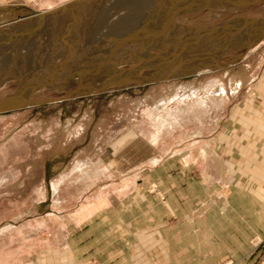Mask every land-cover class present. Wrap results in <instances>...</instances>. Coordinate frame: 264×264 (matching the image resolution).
<instances>
[{"label": "rangeland", "instance_id": "obj_1", "mask_svg": "<svg viewBox=\"0 0 264 264\" xmlns=\"http://www.w3.org/2000/svg\"><path fill=\"white\" fill-rule=\"evenodd\" d=\"M102 2L0 23V101L45 72L24 98L48 102L0 115L2 227L22 216L67 214L77 195L106 180L142 183L141 190L160 201L178 199L188 185L203 182L209 197L220 193V207L228 209L222 194L228 197L240 176L229 170L234 157L215 148L216 132L241 99L238 88L264 82V76L255 79L264 38L248 48L247 35L200 33L264 16V0L222 10L219 0ZM18 5L42 8L41 0H0V22L14 18L8 10ZM104 54L118 55L122 63H98ZM141 243L148 264H167V245L159 235ZM214 264H264V236L252 237L238 258Z\"/></svg>", "mask_w": 264, "mask_h": 264}, {"label": "crops", "instance_id": "obj_2", "mask_svg": "<svg viewBox=\"0 0 264 264\" xmlns=\"http://www.w3.org/2000/svg\"><path fill=\"white\" fill-rule=\"evenodd\" d=\"M71 1L47 7L41 0L35 11L18 6L43 12ZM262 76L264 60L255 79ZM242 88L216 132L215 148L234 157L229 170L240 176L231 194H222L227 210L220 207V193L209 197L203 182L188 185L179 201L175 196L160 201L147 196L142 183L106 180L77 195L67 214L22 216L8 228L0 225V264H148L141 241L151 234L166 242L167 264L238 258L252 237L264 236V82Z\"/></svg>", "mask_w": 264, "mask_h": 264}, {"label": "water", "instance_id": "obj_3", "mask_svg": "<svg viewBox=\"0 0 264 264\" xmlns=\"http://www.w3.org/2000/svg\"><path fill=\"white\" fill-rule=\"evenodd\" d=\"M83 1H88V0H73L59 8H63L64 6H69L78 2H83ZM214 1V0H211ZM220 4L218 5L219 7H241L244 5H248V4H253L259 0H252L249 1L247 3L243 2L245 0H242V2H240L239 0H219ZM17 10H20L24 13V15H16L14 16V18L7 20V21H3L0 23H16V22H20L26 19H30L32 17H41L44 18V15L47 14L50 11L44 12V13H40V12H34L31 10H28L22 6H17L16 8ZM58 10V9H57ZM9 11V10H8ZM53 11V10H51ZM11 16V15H10ZM34 32V29H30L27 30L25 33H32ZM232 33H234L236 36L242 34V35H247L248 37H251L247 43L248 48L251 45H254L256 43H258L259 41H261L264 38V16L262 17H257V18H239L236 20H233L219 28H215L212 30H208L205 31L203 33L200 34H204V35H212V34H218L224 37H228L230 36ZM201 37V36H200ZM179 53H177L178 56ZM109 60V59H108ZM106 61V60H105ZM107 62V61H106ZM97 72H99V69H97ZM87 74V72L84 73L83 76H85ZM7 99L0 101V114H8L14 110H17L19 108L24 107L25 105H45L46 103H48L47 101H42V102H37V101H33V100H29L27 98H19L16 99L14 101L11 102H7ZM6 104H10V106L6 107Z\"/></svg>", "mask_w": 264, "mask_h": 264}, {"label": "bare ground", "instance_id": "obj_4", "mask_svg": "<svg viewBox=\"0 0 264 264\" xmlns=\"http://www.w3.org/2000/svg\"><path fill=\"white\" fill-rule=\"evenodd\" d=\"M60 1H61V0H44L43 3L46 4L47 7H49V6H51L52 4H54L55 2H60ZM239 1L242 2L241 0H239ZM119 2H120V1H119ZM90 6H91V5H90ZM190 6H191V4H190V5H189V3L186 4V7L189 8ZM60 7H61V6H60ZM236 7H237V6H236ZM101 8H102V7H101ZM226 8H228V7H220L221 10H222V9H226ZM234 8H235V7H234ZM56 9H57V8H56ZM175 9H177V8H175ZM179 10H180V9H179ZM45 11L47 12L48 9H47V10H44L43 12H40V13H44ZM99 11H100V10H99ZM158 12H159V11H158ZM162 12H163V11H162ZM83 13H84V12H83ZM17 15H18V14H17ZM23 15H24V14H23ZM129 16H130V15H129ZM126 17H127V16H126ZM87 18H88V17H87ZM115 18H116V17H115ZM133 18H134V17H133ZM11 19H12V18H11ZM125 19H127V18H125ZM85 20H86V19H85ZM1 24H2V23H1ZM21 24H22V23H21ZM131 24H134V23H131ZM45 25H46V24H45ZM92 25H93V24H92ZM92 25H91V26H92ZM83 26H84V25H83ZM114 26H115V25H114ZM119 26H120V25H119ZM125 26H126V25H125ZM85 27H86V25H85ZM85 27H84V28H85ZM127 27H128V26H127ZM142 27H143V26H142ZM167 27H170L169 24H168ZM97 28H98V27H97ZM111 28H112V27H111ZM111 28H110V29H111ZM112 29H113V28H112ZM112 29H111V30H112ZM114 29H115V28H114ZM148 29H149V27H148ZM15 30H16V29H15ZM72 30H73V29H72ZM85 30H86V29H85ZM105 30H107V29H105ZM139 30H140V29H139ZM139 30H138V32H137V30L135 31V32L137 33L136 35H138V34L141 32V31H139ZM143 30H145V29L142 28V31H143ZM153 30H155V29H153ZM156 30H157V29H156ZM81 31H82V30H81ZM86 31H87V30H86ZM98 31H99V30H98ZM103 31H104V30H103ZM130 31H132V29H131ZM158 31H160V30H158ZM163 31H164V30H163ZM169 31L172 32V33L175 32L174 29H170ZM169 31H168V32H169ZM110 32H111V31H110ZM98 33L101 34L100 32H98ZM127 33H128V32H127ZM131 33H132V32H131ZM143 33H144V31H143ZM159 33H160V32H159ZM102 34H103V32H102ZM105 34H106V33H105ZM105 34H103V35H105ZM140 34H141V33H140ZM80 35H81V34H80ZM89 35H90V34H89ZM123 35H124V34H123ZM174 35H175V34H174ZM198 35H199V34H198ZM114 36H115V35H114ZM126 36H130V35H126ZM166 36H167V35H166ZM199 36H200V35H199ZM243 36H245V35L240 34V35H238L237 37H243ZM76 37H77V36H76ZM80 37H81V36H80ZM112 37H113V36H112ZM116 37H117V36H116ZM124 37H125V36H124ZM130 37H132V38L134 37V38H135V35L132 34ZM141 37H142V36H141ZM141 37H140V38H141ZM144 37H145V36H144ZM144 37H143V38H144ZM122 38H123V37H122ZM122 38H121V40H122ZM140 38H139V40H140ZM145 38H146V37H145ZM166 38H167V37H166ZM249 38H250V37H249ZM249 38H248V39H249ZM124 39H127V37H125ZM161 39H162V38H161ZM129 40H130V41H126V42H127V43H129V42L132 43V42H133V40H132V41H131V39H129ZM139 40H138V41H139ZM143 40H144V39H143ZM145 40H146V39H145ZM148 40H149V39H148ZM144 42H146V41H144ZM144 42H143V43H144ZM151 42H152V41H151ZM83 43H84V41H83ZM143 43H140V45H142ZM72 44H73V43H72ZM86 44H88V43L86 42ZM125 44H126V43H125ZM137 44H138V43H137ZM146 44H147V43H146ZM150 44H151V43H150ZM92 45H94V44H92ZM113 45H114V44H113ZM118 45H119V44H118ZM121 45H123V44H120V46H121ZM143 45H145V44H143ZM143 45H142V46H143ZM147 45H149V43H148ZM154 45H155V44H154ZM72 46H73V45H72ZM95 46H96V45H95ZM95 46H94V47H95ZM105 46H106V45H105ZM145 46H146V45H145ZM116 47H117V46H116ZM116 47H115V48H116ZM127 47H128V46H127ZM137 47H138V46H137ZM143 47H144V46H143ZM143 47H142V48H143ZM89 48H90V47H89ZM96 48H97V50H98V47H96ZM96 48H95V49H96ZM125 48H126V47H125ZM130 48H131V46H130ZM132 48H133V47H132ZM132 48H131V49H132ZM38 49H39V48H38ZM74 49H75V48H73V52H74ZM86 49H87V47H86ZM90 49H92V48H90ZM127 49H128V48H127ZM127 49H126V50H127ZM139 49H140V47H139ZM144 49H145V48H144ZM40 50H41V48H40ZM81 50H82V49H81ZM81 50H80V51H81ZM93 50H94V48H93ZM99 50H100V49H99ZM128 50H129V49H128ZM71 51H72V50H71ZM87 51H88V50H87ZM89 51H90V50H89ZM122 51L124 52V50H122ZM143 51H144V50H143ZM38 52H39V51H38ZM40 52H41V51H40ZM40 52H39V53H40ZM91 52H92V50H91ZM39 53H38V54H39ZM86 53H87V52H86ZM71 54H72V53H71ZM82 54H83V53H82ZM82 54H81V55H82ZM89 54H90V53H89ZM91 54H92V53H91ZM94 54H95V53H94ZM145 54H146V53H145ZM147 54H148V53H147ZM68 55H69V54H68ZM87 55H88V54H87ZM148 55H149V54H148ZM38 57H39V56H38ZM38 57L36 56V58H38ZM80 57H81V56H80ZM0 58H2V57H0ZM84 58H88V57H85V55H84V57L82 56L80 62L83 63V62H84ZM96 58H97V57H95V59H96ZM95 59H92V61H89V62L87 61V63H92L93 61H95ZM108 59H109V60H108ZM118 59H119V58H118V55H116V56H113V55L111 56V55H110V56H109V54H108V55H107V54H104L101 58L99 57L98 60H96V61H99L98 63H100V62H106V61H107V62H110L111 60L119 61ZM85 60H86V59H85ZM89 60H90V59H89ZM105 60H106V61H105ZM1 61H2V60L0 59V64H2ZM119 63H122V62L119 61ZM2 65H3V64H2ZM38 65H39V64H38ZM33 67H34V66H33ZM51 67H52V66H51ZM30 69H31V68H30ZM39 69H40V68H39ZM33 70H34V69H33ZM31 71H32V70H31ZM223 71H224V70H223ZM34 72H35V71H34ZM59 72H61V70L58 71V73H59ZM37 73H38V72H37ZM38 74H40V73H38ZM44 74H45V72H44ZM44 74H42V75L40 74V76H39V75H38V76L33 75V76H31V78H29V80H28L27 82H29V83H32V82L36 83V81L39 80L41 77H44V78L47 77V74H46V76H44ZM38 77H40V78H38ZM34 83H32V84H30V85L24 83V84L22 85L23 87L17 92V94L14 95V96H12V97H10V98H8V99H7L8 101H7V100H6V101H7V102H11V101H14V100H16V99H19V98H21V97H23V98L26 97L25 95H27L30 91H33V90L36 89V88H31V87H30V86L33 85ZM27 85H28V86H27ZM180 85H181L183 88H185V85H186V84H180ZM8 106H10V104H6V107H8ZM0 115H7V114H0ZM66 127H67V126H66Z\"/></svg>", "mask_w": 264, "mask_h": 264}]
</instances>
